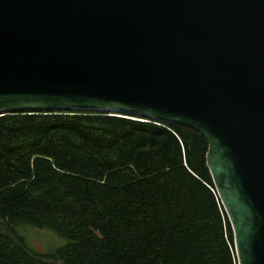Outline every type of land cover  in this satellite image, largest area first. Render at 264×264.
I'll list each match as a JSON object with an SVG mask.
<instances>
[{"label": "water", "instance_id": "1", "mask_svg": "<svg viewBox=\"0 0 264 264\" xmlns=\"http://www.w3.org/2000/svg\"><path fill=\"white\" fill-rule=\"evenodd\" d=\"M58 110L200 132L238 264H264V0H0V115Z\"/></svg>", "mask_w": 264, "mask_h": 264}, {"label": "trees", "instance_id": "2", "mask_svg": "<svg viewBox=\"0 0 264 264\" xmlns=\"http://www.w3.org/2000/svg\"><path fill=\"white\" fill-rule=\"evenodd\" d=\"M197 130L92 111L0 115V264H238ZM65 240L36 251L21 230Z\"/></svg>", "mask_w": 264, "mask_h": 264}, {"label": "rangeland", "instance_id": "3", "mask_svg": "<svg viewBox=\"0 0 264 264\" xmlns=\"http://www.w3.org/2000/svg\"><path fill=\"white\" fill-rule=\"evenodd\" d=\"M21 232L25 236L27 242L40 253H48L65 244L64 239L47 229L27 227L22 229Z\"/></svg>", "mask_w": 264, "mask_h": 264}]
</instances>
